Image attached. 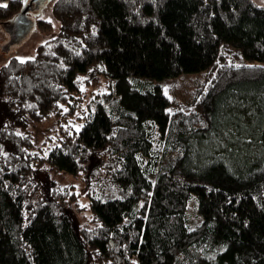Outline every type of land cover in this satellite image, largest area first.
<instances>
[{
  "label": "trees",
  "instance_id": "16d2710c",
  "mask_svg": "<svg viewBox=\"0 0 264 264\" xmlns=\"http://www.w3.org/2000/svg\"><path fill=\"white\" fill-rule=\"evenodd\" d=\"M25 4L0 7V23ZM51 10L61 33L0 68V264H264V7L57 0ZM96 73L109 90L86 103L80 130L36 149L28 129L73 118ZM200 75L186 111L166 85ZM45 167L85 175L89 225L62 216L77 195L44 183Z\"/></svg>",
  "mask_w": 264,
  "mask_h": 264
},
{
  "label": "rangeland",
  "instance_id": "374dc122",
  "mask_svg": "<svg viewBox=\"0 0 264 264\" xmlns=\"http://www.w3.org/2000/svg\"><path fill=\"white\" fill-rule=\"evenodd\" d=\"M11 0H0V7L6 6L7 2ZM27 3L28 0H23ZM57 0H51L44 3L39 8V15L36 16L39 20H44L52 22L53 33L47 35L40 30H35L29 39L23 43V45L12 50L9 54H4L0 50V68L5 66L11 58H17L21 61H29L35 58V52L41 44H45L52 39L56 38L61 32V24L52 14V6ZM256 4L264 7V0H252ZM31 16V15H30ZM8 35H6L0 27V47L6 44ZM249 65H259L255 62L247 63ZM208 78L205 75L184 77L177 80L170 81L166 85V93L169 94L172 100H177L186 111H192L193 105L192 101L195 96V89L200 88L201 85L206 84ZM82 94L84 97L82 109L79 110L76 115L69 121H64L62 116H57V114L51 115L44 119L43 122L38 124H32L28 129L29 133L33 137L36 149H49L53 146L52 141L59 134L61 135L62 129L65 127H72L75 130H80L84 122L83 110L86 109V103L95 97L97 94H106L108 92V85L106 84L105 78L97 74L85 77L82 81ZM62 108H64L62 106ZM62 113L65 112L66 108L63 109ZM155 153H159V148H156ZM98 165V161L91 159L89 163L86 164L87 171ZM41 180L44 183L52 182L59 187H68L71 185L72 192L75 191L77 198L73 201L67 202L65 209L62 211V216L70 217L76 228H81V226L89 225L91 223V213L89 205L90 191H87L88 186L85 184V175H79L74 177L67 175L65 177H60L57 174L51 173L47 167L41 170L39 174ZM88 194V195H87ZM197 202L192 200L188 209V216L190 221V227L194 228L199 225L200 220L197 217L196 212Z\"/></svg>",
  "mask_w": 264,
  "mask_h": 264
},
{
  "label": "water",
  "instance_id": "95a60500",
  "mask_svg": "<svg viewBox=\"0 0 264 264\" xmlns=\"http://www.w3.org/2000/svg\"><path fill=\"white\" fill-rule=\"evenodd\" d=\"M49 1L51 0H28L13 19L0 24L2 31L9 37V41L0 48L2 53L9 54L12 49L23 45L29 39L32 32L37 30L35 18L39 15V8Z\"/></svg>",
  "mask_w": 264,
  "mask_h": 264
},
{
  "label": "flooded vegetation",
  "instance_id": "af4514ba",
  "mask_svg": "<svg viewBox=\"0 0 264 264\" xmlns=\"http://www.w3.org/2000/svg\"><path fill=\"white\" fill-rule=\"evenodd\" d=\"M13 19V18H12ZM1 24V23H0ZM9 41V37H8V39H7V41H6V43ZM1 48V47H0ZM12 50H14V49H12Z\"/></svg>",
  "mask_w": 264,
  "mask_h": 264
},
{
  "label": "snow or ice",
  "instance_id": "6c2138e0",
  "mask_svg": "<svg viewBox=\"0 0 264 264\" xmlns=\"http://www.w3.org/2000/svg\"><path fill=\"white\" fill-rule=\"evenodd\" d=\"M21 62H23V61H21ZM66 111V110H65Z\"/></svg>",
  "mask_w": 264,
  "mask_h": 264
}]
</instances>
